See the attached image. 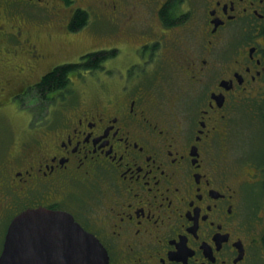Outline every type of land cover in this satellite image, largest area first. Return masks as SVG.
Listing matches in <instances>:
<instances>
[{
	"label": "flooded vegetation",
	"instance_id": "flooded-vegetation-1",
	"mask_svg": "<svg viewBox=\"0 0 264 264\" xmlns=\"http://www.w3.org/2000/svg\"><path fill=\"white\" fill-rule=\"evenodd\" d=\"M100 1L61 18L47 11L56 0H0V98L14 107L54 67L102 56L73 74L98 98L65 101L32 134L39 154L18 147L1 163L0 224L27 209L69 213L108 264H264V0ZM91 14L102 48L39 74L44 45L82 39ZM172 77L193 91L164 102ZM255 116L253 139L242 122Z\"/></svg>",
	"mask_w": 264,
	"mask_h": 264
},
{
	"label": "rangeland",
	"instance_id": "rangeland-1",
	"mask_svg": "<svg viewBox=\"0 0 264 264\" xmlns=\"http://www.w3.org/2000/svg\"><path fill=\"white\" fill-rule=\"evenodd\" d=\"M93 1H97V3L94 4ZM101 2L102 1L100 0H73V3H70L71 5L68 6L62 0H56V6L47 11H49V14L51 11L53 13L54 11H59L60 17L63 18L68 14V9L71 10L74 6L78 5L91 12L93 10L100 11L96 4L101 5ZM47 11L41 12L38 17L42 19L48 18L49 20H54V18L51 19L50 16L48 17L46 14L48 13ZM56 26L57 25H53L51 27V30H49L50 34L54 35L61 32V30L57 28L58 26ZM102 29V20L96 19V17L91 14L88 22V28L83 31V34L81 35L83 36L82 39H78V37L77 40H73L71 44L59 42L57 40L48 43V45H44V49L50 54V58H48L44 64L39 66V74L44 72V70L49 71L51 69V66L49 65L51 62L53 63L54 60H57V62L62 60H71L73 58L76 60L78 54L84 50L101 49L103 45ZM154 69L155 67H153V69L152 67H149L148 73L152 74ZM157 70H159V68H156V72ZM180 83V81L172 77L171 82H165L162 84L164 90L166 91L165 97L162 98L164 102L171 99L175 100L176 97L180 96L181 92L184 90L188 89L189 93L193 91L192 86L187 87L184 84L181 85ZM10 85L12 90H16V88L20 86L19 80H17L16 76L13 77ZM95 90V83L91 84L90 81L85 83L80 80V77L76 78L71 76L69 85L65 90H63L62 94L59 97L51 98L48 101L38 100L33 89L30 90L27 96L19 98V101H17L19 104L14 103L16 106L18 105L17 107H14L11 103H9L10 97L7 99L0 98V102L5 101L4 105H2V103L0 104L2 105V107L0 106V168L4 167L2 164L10 158V154L16 152L18 147H23L25 150L29 149L26 154L30 156L39 154L37 145L33 142L29 144L32 134L38 138H42L43 132L46 131V127L50 123L52 124L57 122L59 117L58 109L64 105L65 101L82 102L79 105V107L82 108L84 104H89L98 98ZM195 104V99L189 102L187 109L190 113H192ZM259 119V117L257 118L255 116L252 122H248L246 124V119L245 117L243 118L242 123L245 127H247L250 123L253 125V127L249 130V132L253 134H249L247 137H253V139L255 137H261L260 133L263 128L262 130L260 129L261 131L258 133L256 131V127L260 128V126L255 123L253 124V121L256 122ZM18 151H20V149ZM6 229L7 226L5 224H0V250Z\"/></svg>",
	"mask_w": 264,
	"mask_h": 264
},
{
	"label": "water",
	"instance_id": "water-1",
	"mask_svg": "<svg viewBox=\"0 0 264 264\" xmlns=\"http://www.w3.org/2000/svg\"><path fill=\"white\" fill-rule=\"evenodd\" d=\"M0 264H108L98 240L69 213L27 209L4 236Z\"/></svg>",
	"mask_w": 264,
	"mask_h": 264
},
{
	"label": "trees",
	"instance_id": "trees-1",
	"mask_svg": "<svg viewBox=\"0 0 264 264\" xmlns=\"http://www.w3.org/2000/svg\"><path fill=\"white\" fill-rule=\"evenodd\" d=\"M78 25H82L79 19ZM89 61L79 64H65L60 65L43 76L41 81L35 85V94L38 100H49V94L65 90L70 82V76L80 70L96 69L98 68V60L102 59L101 54L90 55ZM53 98V97H52Z\"/></svg>",
	"mask_w": 264,
	"mask_h": 264
}]
</instances>
